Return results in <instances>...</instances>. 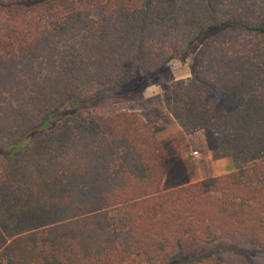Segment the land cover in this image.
Listing matches in <instances>:
<instances>
[{
    "label": "trees",
    "instance_id": "trees-1",
    "mask_svg": "<svg viewBox=\"0 0 264 264\" xmlns=\"http://www.w3.org/2000/svg\"><path fill=\"white\" fill-rule=\"evenodd\" d=\"M202 40L191 77L163 82ZM151 86L233 161L211 190L162 189L168 152L139 112L41 127ZM227 240L264 252V0H0V264H225L194 254Z\"/></svg>",
    "mask_w": 264,
    "mask_h": 264
},
{
    "label": "rangeland",
    "instance_id": "rangeland-1",
    "mask_svg": "<svg viewBox=\"0 0 264 264\" xmlns=\"http://www.w3.org/2000/svg\"><path fill=\"white\" fill-rule=\"evenodd\" d=\"M204 42V40L200 41L193 49L191 54L184 58V59H176L171 62L167 67H165L161 72V80L165 83H170L172 80H179V79H187L190 78L192 75V71L198 66V59L196 57L198 47ZM151 88V89H150ZM148 90L149 93H153V104L152 106H146L145 102L141 99L135 100L131 95H120L118 94V90H110V93L106 94H98L95 95L91 100L85 101H78L74 99H70L65 107L60 111L56 112L55 114L49 116L44 124L41 126L42 128H52L57 121L64 119L65 117L73 114L72 112L78 110H101L104 113H111L115 111H133L136 112L137 109H140L143 114L152 113L161 110V98L159 92L163 90L161 87L158 86H151ZM147 91V90H146ZM145 91V92H146ZM144 95V94H143ZM104 97V98H103ZM143 98V97H142ZM76 109V107H78ZM74 107V109H70ZM76 109V110H75ZM142 115V114H141ZM150 122V121H149ZM152 123V122H150ZM148 126V125H147ZM149 127V126H148ZM36 129L31 133H36ZM208 134V141H210L212 146V157L215 149V142L213 137ZM204 146L198 143H194L187 148V152L192 153V159H196L193 156V152L197 150L202 157L205 154ZM171 151V148L168 149ZM197 155V154H196ZM166 159V158H165ZM213 159H215L213 157ZM216 160V159H215ZM164 161V160H163ZM167 174L171 178L172 177V166L171 164L167 167ZM183 182L179 183H171L167 181L165 187L163 188L164 191L167 189L181 185ZM208 190L213 188V182H208ZM208 253L213 254L214 256H218L222 262L225 264H264V252L257 250L252 247L246 246L243 241L241 240H227L221 242L217 247L211 248H201L198 252H195L194 255H198L200 253Z\"/></svg>",
    "mask_w": 264,
    "mask_h": 264
},
{
    "label": "crops",
    "instance_id": "crops-1",
    "mask_svg": "<svg viewBox=\"0 0 264 264\" xmlns=\"http://www.w3.org/2000/svg\"><path fill=\"white\" fill-rule=\"evenodd\" d=\"M150 89H147L143 98H141L146 106L153 105L151 103L154 97L153 93H149L148 90ZM157 95L161 98V110L153 112V114L147 113V115L143 114L140 109H137L136 112L142 114L149 129L168 152V157L163 161L165 179L162 189L165 187L167 181L173 184L183 182L181 185L167 189L172 190L195 182H212L215 177L235 170V165L230 158L213 159V148L210 141H208L209 138L206 132L199 131L191 135L185 134L168 113L163 101L162 92H159ZM194 143L204 146L205 154L200 157L199 152L195 150L193 156L196 159L190 160L192 153L187 152V148ZM169 148H171V151L168 150ZM170 164L172 166L171 178L167 174V167Z\"/></svg>",
    "mask_w": 264,
    "mask_h": 264
}]
</instances>
